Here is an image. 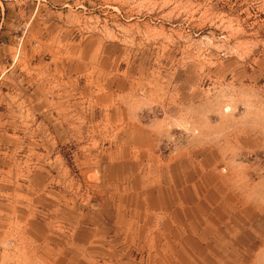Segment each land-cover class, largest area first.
<instances>
[{"label":"rangeland","instance_id":"rangeland-1","mask_svg":"<svg viewBox=\"0 0 264 264\" xmlns=\"http://www.w3.org/2000/svg\"><path fill=\"white\" fill-rule=\"evenodd\" d=\"M1 264H264V0H0Z\"/></svg>","mask_w":264,"mask_h":264},{"label":"built area","instance_id":"built-area-1","mask_svg":"<svg viewBox=\"0 0 264 264\" xmlns=\"http://www.w3.org/2000/svg\"><path fill=\"white\" fill-rule=\"evenodd\" d=\"M1 264V263H0Z\"/></svg>","mask_w":264,"mask_h":264}]
</instances>
